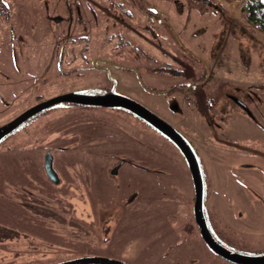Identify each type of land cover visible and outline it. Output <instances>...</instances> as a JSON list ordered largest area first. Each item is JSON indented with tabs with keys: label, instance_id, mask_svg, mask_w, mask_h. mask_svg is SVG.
I'll list each match as a JSON object with an SVG mask.
<instances>
[{
	"label": "rangeland",
	"instance_id": "obj_1",
	"mask_svg": "<svg viewBox=\"0 0 264 264\" xmlns=\"http://www.w3.org/2000/svg\"><path fill=\"white\" fill-rule=\"evenodd\" d=\"M2 1L0 125L54 96L109 86L90 61L107 59L117 92L177 127L197 149L209 219L227 216L243 237L241 251L264 250V31L246 19V0ZM86 46L90 54L82 61L72 49ZM195 75L204 76L203 103L197 104L212 124L190 105L183 118L173 114L167 103L172 94L146 92ZM226 95L246 101V108L228 105ZM72 142L76 149L53 148ZM48 147L67 179L74 171L81 175L83 164L91 167L88 173L108 167L112 154L149 160L150 167L155 160L168 173L148 174L127 163L119 177L98 170L82 177L85 195L77 186L70 194L42 176ZM192 192L180 154L127 111L52 106L0 142V194L40 202L45 210H25L21 203L17 209L0 197V264L89 256L129 264H231L190 235Z\"/></svg>",
	"mask_w": 264,
	"mask_h": 264
},
{
	"label": "flooded vegetation",
	"instance_id": "obj_2",
	"mask_svg": "<svg viewBox=\"0 0 264 264\" xmlns=\"http://www.w3.org/2000/svg\"><path fill=\"white\" fill-rule=\"evenodd\" d=\"M79 37H82V38H85L84 36H79ZM77 38V37H75ZM81 39V38H80ZM85 41V39H83ZM72 42H76V40H73ZM87 42V41H85ZM65 47V45H64ZM72 49V48H71ZM73 50V54H77L79 55L80 57V60L82 61H87L88 60V53L90 54V51H89V46H86V47H82V49H72ZM70 50V53L71 51ZM77 50V51H75ZM88 50V52H87ZM185 50V48H184ZM72 54V53H71ZM63 55H64V52L61 50L60 51V58H59V61L60 64L62 63V58H63ZM66 56V55H65ZM92 61V65L94 66V68L102 71L105 73L106 75V79L108 81V83H110L109 86H104V85H101L96 88H89L88 90L86 91H75V92H80V93H83V94H105V93H108L111 91L112 87H113V80L115 81V91L117 92V80L115 78H113L111 75L109 78L108 76V72L110 74L111 71H109V66H112L114 65L112 62L108 61L107 59H104V58H101V57H93L91 58ZM94 61L95 64H94ZM80 66H85L84 64H81ZM127 69V68H126ZM131 70V69H130ZM204 76H192V77H187V76H184V82H182L181 84L179 83H174L172 85H170L169 87H167L165 90H156V89H147L146 92H148L149 94H153V95H165V96H172L170 97V100L167 102L169 107L171 108L172 110V113L173 114H177L179 115V117L183 118L185 116V106L187 105H190L191 107H193L195 109V113L196 115L198 114L199 116H201V118L205 119L206 121L210 122V124H212V122L210 120H212V117L210 116V113L207 112V113H204L205 111L202 109L201 105L203 103V93H202V90H203V87L205 85V81H204ZM72 92V91H71ZM179 94L180 96L177 97L175 96L174 93ZM117 93H120V92H117ZM122 94V93H120ZM124 95V94H122ZM126 96V95H124ZM245 96V95H243ZM128 97V96H126ZM130 98V97H128ZM132 99V98H130ZM201 99V101L199 103L200 104H197V101ZM134 100V99H132ZM244 100H246V98H244ZM136 101V100H134ZM138 102V101H136ZM226 102L228 103V105L232 106V105H241V106H247L246 105V101H243L241 99H236L235 97H233L232 95H226ZM67 102H64V103H61L59 105H55L53 107H61L63 104H66ZM139 103V102H138ZM69 104H76V103H69ZM141 104V103H139ZM76 105H79V106H83V107H98V108H107V107H101V106H89V105H82V104H76ZM142 105V104H141ZM246 108V107H245ZM114 109H123L125 110L124 108H114ZM148 109V108H147ZM150 110V109H149ZM127 111L128 113H130L135 120H137L138 122H141L143 125L145 124L146 126H148V128H150L155 134H157L159 136V138L161 140H163L164 143L170 145L171 147H173L178 154H180V156L182 157L184 163H185V166L189 172V175H190V171H189V168L187 166V163L185 161V159L183 158L182 154L179 152V150L168 140L166 139L164 136H162L160 133H158L153 127H151L149 124H147L145 121H143L140 117H138L137 115H135L134 113L128 111V110H125ZM151 111V110H150ZM154 113V112H153ZM38 114V113H37ZM155 114V113H154ZM205 114H207L205 116ZM217 114V113H216ZM157 115V114H155ZM158 116V115H157ZM217 116L219 117V114H217ZM160 117V116H158ZM161 119H163L162 117H160ZM164 121H166L169 125H171V123H169L167 120L163 119ZM130 123V122H128ZM94 124V123H93ZM133 125H135L134 123H131ZM88 125V123L86 124ZM86 125L84 127L83 130H86ZM129 125V124H128ZM173 128H175L178 132H180L184 137L185 135L179 131V129H177V127L171 125ZM134 128H132L133 131L139 133V131L137 130L136 126H134ZM195 127H196V130L198 131V124L195 123ZM84 135V134H83ZM85 136V139L87 138L88 136V133L87 135H84ZM138 136V134H137ZM132 138H135L136 139V142L138 140V137H134V135L132 136ZM146 141V140H143V142ZM139 143V142H138ZM145 143V142H144ZM189 143L192 145L197 157H198V160H199V163H200V166H201V169H202V165H201V159H200V156H199V153L197 152V149L195 148V146L193 145L192 142L189 141ZM77 147V143H70V144H66V145H62V144H59V145H55L53 148H56V150H60V151H65V150H68V149H76ZM50 151L52 155L53 152H52V147H48L46 151ZM44 152V153H45ZM44 155V154H43ZM43 158V156H42ZM110 158H112V162L111 164H108V167L107 166H102L101 169H96L95 171H99V173H102L104 172L105 174L107 173L109 177H115V176H120L119 173L121 171V168H123L127 163H129L128 165L132 166L133 168H136L138 170H141L143 172H146L148 174H158V175H164L165 172H167L166 168H164L162 166V164L158 163V162H155V160L153 161H150L151 164H154L155 163V166H148L146 165V163L149 162V160H133V161H130L131 159L128 157V158H125L123 155H118V154H112L110 155ZM70 163H73L72 160L70 161ZM59 161H57V158H54L53 157V170H51L48 166V168L46 169L45 166H44V160L42 159V162H41V170H42V173L44 176V178L50 182L54 187H62L61 190H68L72 187V189L70 190H74L75 189V186H77L78 190L76 192H78L79 194H83L85 195L86 191H79V186H81V178L82 177H85L88 176V175H92L95 171H91L90 173L89 172V169L91 168L90 166H87L85 164H83V166H85L84 170L82 171L83 173L80 175L79 173L77 172H72L71 174H69L68 176V179L66 176H64L61 172V169L59 167ZM168 173V172H167ZM202 174H203V178H204V216H205V219H206V223H207V226H208V229H209V232L211 234V236L223 247L229 249V250H232L234 252H237V253H241V254H247L246 252L244 251H241V249H243V247H239V244H241L239 241H241V239H243V237L240 236V234L238 233V231L234 230V228L231 226L232 224H230V220L228 219L227 216H225V218H220V217H217V216H214L216 219L215 220H210L209 219V214H208V208H207V204H206V190H205V177H204V173L202 171ZM72 177V181H69V178ZM117 177V178H118ZM190 181H191V185H192V194H193V204H194V188H193V184H192V180H191V175H190ZM69 191V193L71 194L72 191ZM142 190V188L140 189ZM143 192V191H141ZM134 193H137V192H134ZM0 197H2L3 199H5L6 201H9L11 202V204L15 205L17 207V209H19L18 207V203H21L23 204V207L25 210L29 209L31 211L34 212V209L38 210L39 213H44V209L41 205L40 202H35L32 203L30 201H22V202H19L20 199H17V201H15L14 199H12V197L8 196L7 195H3V194H0ZM85 197V196H83ZM14 200V201H13ZM193 204H192V209H191V217L193 218L192 220V224L195 226V230H193V232L191 231L190 235H194L196 237V239L194 241L200 244H198L199 246L201 245L202 247L205 246L206 249L212 253L213 256L215 257H218V258H221L224 262L226 263H231V264H237V263H234V262H231L223 257H221L220 255L216 254L215 252H213L209 247L208 245L206 244L204 238L202 237L201 235V230L198 228L196 222H195V219H194V214H193ZM83 205V206H82ZM81 207L84 208L85 212L87 211H90L89 210V207L85 204V203H82ZM37 207V208H35ZM89 213V212H88ZM241 212L240 213H237L236 216L239 217L241 216ZM187 226L185 227V229H190V224L187 223L186 224ZM107 228H108V225L106 224ZM236 229V228H235ZM192 230V229H191ZM239 230V229H238ZM108 230H106L105 232L107 233ZM241 232V235H242V231L240 230ZM264 254V250H262L261 252L259 253H248V255H262Z\"/></svg>",
	"mask_w": 264,
	"mask_h": 264
},
{
	"label": "water",
	"instance_id": "obj_3",
	"mask_svg": "<svg viewBox=\"0 0 264 264\" xmlns=\"http://www.w3.org/2000/svg\"><path fill=\"white\" fill-rule=\"evenodd\" d=\"M96 61H94L95 64ZM108 76L110 74L108 72ZM113 87L110 92L105 94H83L80 92H68L54 96L52 98L43 100L29 107L22 113L15 116L10 121L0 125V142L8 134L13 132L28 119L36 115L37 113L44 111L52 106L59 105L61 103H76L89 106H101L107 108H124L153 127L158 133L168 139L182 154L190 171L191 180L194 188V204L193 214L195 222L198 228L201 230V235L204 238L208 247L220 255L221 257L237 263V264H264V254L262 255H248L241 254L229 250L221 246L210 234L206 219L204 216V178L202 169L198 160V157L189 143V141L175 128L169 125L166 121L155 115L149 109L139 104L138 102L120 94L115 91V81L113 80ZM44 166L47 169L48 166L53 170V155L48 150L43 155ZM55 264H129L126 262L98 257H79L72 260L58 262Z\"/></svg>",
	"mask_w": 264,
	"mask_h": 264
},
{
	"label": "trees",
	"instance_id": "obj_4",
	"mask_svg": "<svg viewBox=\"0 0 264 264\" xmlns=\"http://www.w3.org/2000/svg\"><path fill=\"white\" fill-rule=\"evenodd\" d=\"M1 3H4L0 0ZM242 11L246 19L264 31V0H246ZM84 38H81L83 40Z\"/></svg>",
	"mask_w": 264,
	"mask_h": 264
},
{
	"label": "built area",
	"instance_id": "obj_5",
	"mask_svg": "<svg viewBox=\"0 0 264 264\" xmlns=\"http://www.w3.org/2000/svg\"><path fill=\"white\" fill-rule=\"evenodd\" d=\"M236 1H239V2H240V1H242V0H236Z\"/></svg>",
	"mask_w": 264,
	"mask_h": 264
}]
</instances>
